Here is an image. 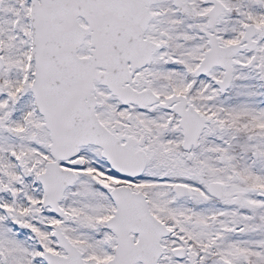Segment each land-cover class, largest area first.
Instances as JSON below:
<instances>
[{
	"label": "snow or ice",
	"instance_id": "1",
	"mask_svg": "<svg viewBox=\"0 0 264 264\" xmlns=\"http://www.w3.org/2000/svg\"><path fill=\"white\" fill-rule=\"evenodd\" d=\"M0 264H264V0H0Z\"/></svg>",
	"mask_w": 264,
	"mask_h": 264
}]
</instances>
